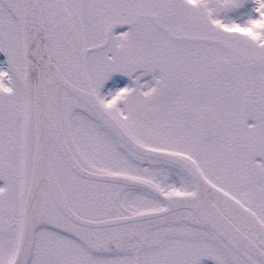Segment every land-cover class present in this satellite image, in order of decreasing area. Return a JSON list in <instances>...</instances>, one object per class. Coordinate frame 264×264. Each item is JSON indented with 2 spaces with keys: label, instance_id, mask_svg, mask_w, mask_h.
I'll list each match as a JSON object with an SVG mask.
<instances>
[{
  "label": "snow or ice",
  "instance_id": "6c2138e0",
  "mask_svg": "<svg viewBox=\"0 0 264 264\" xmlns=\"http://www.w3.org/2000/svg\"><path fill=\"white\" fill-rule=\"evenodd\" d=\"M264 264V0H0V264Z\"/></svg>",
  "mask_w": 264,
  "mask_h": 264
},
{
  "label": "rangeland",
  "instance_id": "374dc122",
  "mask_svg": "<svg viewBox=\"0 0 264 264\" xmlns=\"http://www.w3.org/2000/svg\"><path fill=\"white\" fill-rule=\"evenodd\" d=\"M203 264H212V261H210V260H205V261H203Z\"/></svg>",
  "mask_w": 264,
  "mask_h": 264
}]
</instances>
